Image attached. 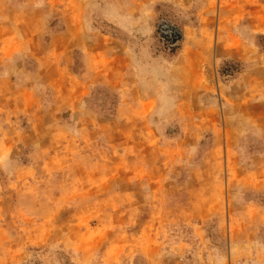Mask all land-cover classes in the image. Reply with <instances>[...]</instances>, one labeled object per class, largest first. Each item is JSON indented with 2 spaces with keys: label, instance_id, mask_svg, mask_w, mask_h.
Masks as SVG:
<instances>
[{
  "label": "rangeland",
  "instance_id": "rangeland-1",
  "mask_svg": "<svg viewBox=\"0 0 264 264\" xmlns=\"http://www.w3.org/2000/svg\"><path fill=\"white\" fill-rule=\"evenodd\" d=\"M0 264H264V0H0Z\"/></svg>",
  "mask_w": 264,
  "mask_h": 264
}]
</instances>
